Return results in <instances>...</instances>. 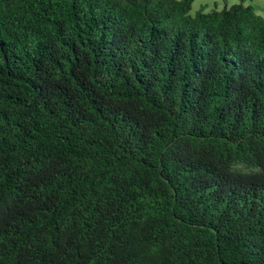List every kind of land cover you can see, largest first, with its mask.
<instances>
[{"label":"trees","instance_id":"obj_1","mask_svg":"<svg viewBox=\"0 0 264 264\" xmlns=\"http://www.w3.org/2000/svg\"><path fill=\"white\" fill-rule=\"evenodd\" d=\"M194 1L0 0V264H264V18Z\"/></svg>","mask_w":264,"mask_h":264},{"label":"rangeland","instance_id":"obj_2","mask_svg":"<svg viewBox=\"0 0 264 264\" xmlns=\"http://www.w3.org/2000/svg\"><path fill=\"white\" fill-rule=\"evenodd\" d=\"M239 3V0H195L192 5L191 13L195 14L202 6H206V12H209L217 6L218 10L225 6L230 7ZM245 5H252L256 13L264 18V0H247Z\"/></svg>","mask_w":264,"mask_h":264}]
</instances>
